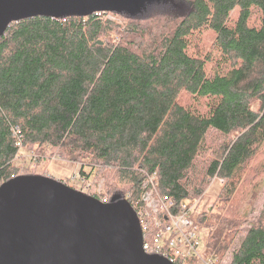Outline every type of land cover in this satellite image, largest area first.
<instances>
[{"label":"trees","instance_id":"16d2710c","mask_svg":"<svg viewBox=\"0 0 264 264\" xmlns=\"http://www.w3.org/2000/svg\"><path fill=\"white\" fill-rule=\"evenodd\" d=\"M111 13L125 25L107 12L35 16L0 36V186L51 156L86 162V184L103 171L90 196L135 210L146 177L176 205L220 179L199 219L216 258L251 213L231 198L264 146V0H144ZM145 30L147 41L132 39ZM250 230L230 264H264V221Z\"/></svg>","mask_w":264,"mask_h":264},{"label":"water","instance_id":"95a60500","mask_svg":"<svg viewBox=\"0 0 264 264\" xmlns=\"http://www.w3.org/2000/svg\"><path fill=\"white\" fill-rule=\"evenodd\" d=\"M140 0H0V36L13 22L121 11ZM97 44H101L97 42ZM0 264H170L142 251L136 214L125 200L104 204L44 176L0 186Z\"/></svg>","mask_w":264,"mask_h":264},{"label":"rangeland","instance_id":"374dc122","mask_svg":"<svg viewBox=\"0 0 264 264\" xmlns=\"http://www.w3.org/2000/svg\"><path fill=\"white\" fill-rule=\"evenodd\" d=\"M138 7V3H131L128 6H125L122 11L135 12ZM107 18H110L112 21H114L116 25H125V21L121 17L110 12H107ZM153 35H156V32H154ZM132 39L136 40L137 43H140L143 40L147 41L149 38L145 30V33H137L136 35L133 34ZM148 44L149 43H146V47L150 49V45ZM203 44L205 46L204 51H207V42L204 41ZM20 153L25 156V158H28L29 155L31 156V158H33V156L35 155L37 157L38 154H40L36 151L29 153L25 149H20ZM37 159L39 158H36L35 163H37ZM24 165L25 167L19 172V176L42 175L44 177L61 181L67 186L74 188L77 191L82 192L83 194L88 196H90V194L94 192V188H92L91 185L88 186L90 183L93 186H96L95 189L96 193L98 194L101 193V190L105 184V178L100 177L104 173L103 171H100L98 175H96L97 178L93 182V177L91 175L89 177L90 182H88L87 184L84 183V180L80 177V171L83 170L85 173H89V167L87 166L86 162L81 160L77 162H69L66 161V159H59L55 156H51L46 164H34V161H32L31 163L27 161L26 163L22 162V166ZM224 185V181L214 178L210 182V184L206 186L203 195L200 197V200L198 199L199 201L196 211L197 213L200 212V214L195 215V218L200 226L201 241L203 244H205L207 235L202 231V226L199 223V219L205 212H210L214 209ZM100 197L101 195H98V198ZM231 202L232 206L236 209L242 206L241 209H249L251 213L247 221L239 228L232 244L229 245V248L225 250L222 255H217V257L221 258L223 264H230V259L233 252L237 250L239 244H241V242L246 239L249 231H251L250 229L252 225L258 223L260 220L264 221V146L249 160L245 169L243 168L242 181L233 194ZM206 261L210 262L209 259H207Z\"/></svg>","mask_w":264,"mask_h":264},{"label":"built area","instance_id":"2783aa9c","mask_svg":"<svg viewBox=\"0 0 264 264\" xmlns=\"http://www.w3.org/2000/svg\"><path fill=\"white\" fill-rule=\"evenodd\" d=\"M17 145L21 146L20 143ZM155 178L152 175L142 181L140 202L135 203L136 210L132 207L144 254L159 256L170 264H223L221 258L206 255L205 244L201 241L200 226L195 218L200 214L196 211L200 199L176 205L174 199L159 194ZM99 201L108 204L106 199Z\"/></svg>","mask_w":264,"mask_h":264},{"label":"flooded vegetation","instance_id":"af4514ba","mask_svg":"<svg viewBox=\"0 0 264 264\" xmlns=\"http://www.w3.org/2000/svg\"><path fill=\"white\" fill-rule=\"evenodd\" d=\"M143 1H144V0H140V2H139V3L143 2ZM139 3H138V4H139Z\"/></svg>","mask_w":264,"mask_h":264}]
</instances>
